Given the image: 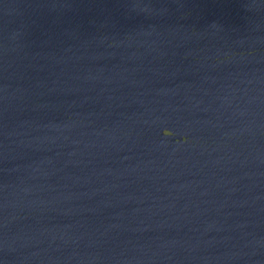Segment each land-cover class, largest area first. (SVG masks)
<instances>
[{
  "label": "water",
  "instance_id": "obj_1",
  "mask_svg": "<svg viewBox=\"0 0 264 264\" xmlns=\"http://www.w3.org/2000/svg\"><path fill=\"white\" fill-rule=\"evenodd\" d=\"M0 264H264V0H0Z\"/></svg>",
  "mask_w": 264,
  "mask_h": 264
}]
</instances>
